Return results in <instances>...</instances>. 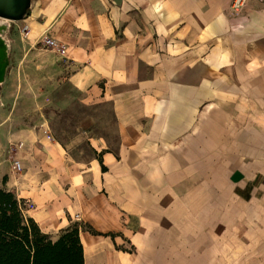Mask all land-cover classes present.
<instances>
[{"label":"crops","instance_id":"crops-1","mask_svg":"<svg viewBox=\"0 0 264 264\" xmlns=\"http://www.w3.org/2000/svg\"><path fill=\"white\" fill-rule=\"evenodd\" d=\"M230 3L31 0L13 23L0 187L53 240L78 227L84 264H264V0ZM21 40L47 47L82 104L110 105L116 143L86 128L82 161L18 120L8 74L36 54L12 63Z\"/></svg>","mask_w":264,"mask_h":264},{"label":"rangeland","instance_id":"rangeland-1","mask_svg":"<svg viewBox=\"0 0 264 264\" xmlns=\"http://www.w3.org/2000/svg\"><path fill=\"white\" fill-rule=\"evenodd\" d=\"M13 23L9 22L12 26H8L2 34L8 43L12 34H18ZM9 31H12L11 35ZM45 48L47 47H43L41 42L32 48L29 44L24 45L22 40L18 44H12V63L15 61L13 54L17 50L36 51V54L25 58L21 69L8 74L10 80L8 79L6 86L9 85L10 92L20 100L15 106L18 120H23L31 127L43 125L74 158L86 161L93 153L88 140L90 132H85L86 128L92 127V134L106 135L112 144L117 141V127L111 107L109 104H82L79 101L80 93L66 82L65 72L56 70L54 57L40 54Z\"/></svg>","mask_w":264,"mask_h":264},{"label":"trees","instance_id":"trees-1","mask_svg":"<svg viewBox=\"0 0 264 264\" xmlns=\"http://www.w3.org/2000/svg\"><path fill=\"white\" fill-rule=\"evenodd\" d=\"M0 264H84L78 227L53 240L25 215L22 201L0 187Z\"/></svg>","mask_w":264,"mask_h":264},{"label":"water","instance_id":"water-1","mask_svg":"<svg viewBox=\"0 0 264 264\" xmlns=\"http://www.w3.org/2000/svg\"><path fill=\"white\" fill-rule=\"evenodd\" d=\"M31 0H0V19L6 20L7 25H0V83L4 81L5 73L9 65V45L2 34L7 30L9 22H17L24 19Z\"/></svg>","mask_w":264,"mask_h":264},{"label":"built area","instance_id":"built-area-1","mask_svg":"<svg viewBox=\"0 0 264 264\" xmlns=\"http://www.w3.org/2000/svg\"><path fill=\"white\" fill-rule=\"evenodd\" d=\"M249 0H231V3H230V13L232 15H237L241 10L242 8L247 4ZM27 28V25H24L21 29V31L25 30ZM41 42L47 46V47H50L51 49H55L61 53H64L65 52V49L64 48H60L59 44L54 40V39H51L47 36H44L43 39L41 40ZM13 168L17 171H20L21 170V163L20 161L18 160H15L14 161V164H13ZM76 218L78 219L79 216L76 215Z\"/></svg>","mask_w":264,"mask_h":264},{"label":"bare ground","instance_id":"bare-ground-1","mask_svg":"<svg viewBox=\"0 0 264 264\" xmlns=\"http://www.w3.org/2000/svg\"><path fill=\"white\" fill-rule=\"evenodd\" d=\"M2 24L7 25L8 22H7L6 20L0 19V25H2ZM0 27H1V26H0ZM7 44H8V42H6V45H7Z\"/></svg>","mask_w":264,"mask_h":264}]
</instances>
